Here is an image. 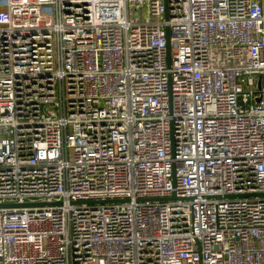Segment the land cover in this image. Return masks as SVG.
<instances>
[{
  "label": "built area",
  "instance_id": "obj_1",
  "mask_svg": "<svg viewBox=\"0 0 264 264\" xmlns=\"http://www.w3.org/2000/svg\"><path fill=\"white\" fill-rule=\"evenodd\" d=\"M0 264H264V0H0Z\"/></svg>",
  "mask_w": 264,
  "mask_h": 264
},
{
  "label": "water",
  "instance_id": "obj_2",
  "mask_svg": "<svg viewBox=\"0 0 264 264\" xmlns=\"http://www.w3.org/2000/svg\"><path fill=\"white\" fill-rule=\"evenodd\" d=\"M5 205H8V204H0V207H1V206H5Z\"/></svg>",
  "mask_w": 264,
  "mask_h": 264
}]
</instances>
